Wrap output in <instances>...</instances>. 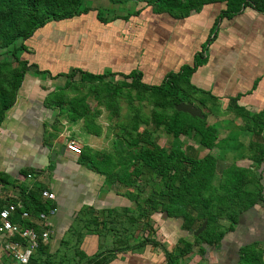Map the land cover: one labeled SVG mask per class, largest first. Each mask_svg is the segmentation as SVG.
<instances>
[{"label":"rangeland","instance_id":"1","mask_svg":"<svg viewBox=\"0 0 264 264\" xmlns=\"http://www.w3.org/2000/svg\"><path fill=\"white\" fill-rule=\"evenodd\" d=\"M16 1L17 4H14L15 8L13 7L11 19L6 18V12L0 8V52L5 51L7 41L10 39L15 46H19L21 43L25 46L18 58L14 57L11 52H7V55H0V85L4 88V93L7 96L6 103L10 104L5 115L10 109L11 112H23L22 115L32 119L30 122L32 130L39 127L41 123L42 128L48 129L49 125H46L48 122L52 121L53 125L58 126L61 124L60 119L68 118L75 103H79L84 107H81L84 111V117L81 118L83 122L91 121L96 125L99 124L102 130L99 138L94 139V145L100 153L112 155L116 161L129 157L130 148L124 141L130 137H137L136 133L138 132L140 137L147 138L148 141L155 142L164 148L181 146L186 154L194 157L201 158L208 154L216 157L215 172L217 174L220 173L222 167L231 163L238 167L251 168L256 175L263 170L264 155L261 154V151L264 150V127L259 133H254L251 124L245 123L233 109L227 106L226 99H213L208 96L206 91H199L198 87L196 88L194 85H192L194 88L183 87L180 91L181 97L201 109L206 123L217 128L216 144L209 149L199 143L194 129L174 136L168 123L177 103L173 104V101L168 103L164 97L153 91L131 87L128 84L130 79L124 80L117 74L121 71L128 72L137 67L142 70L145 82L159 84L165 71L164 67L160 68V66L164 62L165 56H169V52L175 50L166 49V47L175 45L177 36L183 38L188 29L194 32L192 36L181 42L180 47L195 46L194 40L198 47L200 44L205 46L210 31L216 35L208 44V48L210 49L214 41L219 40V32L224 29L226 24H229V21L222 18L218 20L217 24H214L213 18L224 7V3L205 4L201 9L190 10L187 16L183 17L182 13L178 11L173 13L155 12L156 6L153 2L155 0H90L87 2L93 8L99 6L108 8L107 16L126 15L132 11L138 12L130 15L127 20L118 18L102 24L96 19V11L90 10L86 14L71 19L49 21L38 28L29 38L22 39L17 31L24 30L27 12L32 8V4L26 0ZM162 43L166 46L165 48L162 47ZM180 47L178 49H183ZM260 53L264 54V49H261ZM169 58L170 60L172 58L171 61L174 65L167 68V71H176L181 64L192 62V55L184 60L178 54H175L174 57L169 56ZM25 61L28 65L35 64V66H29V71L19 85L17 94L14 95L11 83L14 82V74L22 68ZM80 68L91 72L113 74L106 76L102 82L81 81L78 72L72 77H68L69 75L57 76L58 72L69 74L72 69ZM37 69H45L49 73L44 75L32 73ZM66 83H68L67 86ZM115 88L120 90L118 95L112 93ZM262 109L264 106L257 110L254 108L253 111L258 112ZM158 113H165L167 118L162 125L155 122V115ZM44 115H47L48 119H44ZM89 133L92 134V132ZM62 139L59 140L55 150L43 160V167H45L38 168L40 170L39 178L32 177L34 176L33 169L36 170L34 167H32L33 169L28 167L29 170H25L27 171L25 180L20 185H16L13 178L0 177V205L2 198L7 196L12 199H22L24 190L27 188L24 186L30 184H34L36 187L43 186L41 181L55 180L58 184L60 183V180L57 179L59 170L71 171L72 168H69L66 162L67 160L74 162L77 159V156L71 155L62 157L60 154ZM67 139L75 140L81 149L88 144L92 145V136L87 137L84 142H78L75 137ZM259 159L262 161L260 162ZM84 169V167H77L73 171L75 177L79 176L83 179V174L77 173V171ZM86 171L89 172V177H92V171ZM262 180H264V171ZM137 185L146 196L154 197L160 187L159 177L153 174L148 180L138 181ZM16 186L18 187L16 188ZM68 186L74 188L70 189L71 192L78 191V193L85 188L86 197L85 194H78L77 204L87 203L90 197L92 199V182L89 181V178L83 185L76 181V184L69 183ZM110 188L115 191L120 189L119 193L133 192L134 189L133 185L125 187L114 181L111 184L105 182L102 191ZM243 188L253 194L257 192L258 184L253 178H247L243 181ZM55 190H58V187H55ZM196 215L194 212V222L199 220ZM220 219L222 218L218 219V226ZM177 222L182 224L183 220L179 219ZM153 227L154 234H156L154 224ZM219 228L224 229L225 227L220 225ZM261 254L263 255V251Z\"/></svg>","mask_w":264,"mask_h":264},{"label":"trees","instance_id":"2","mask_svg":"<svg viewBox=\"0 0 264 264\" xmlns=\"http://www.w3.org/2000/svg\"><path fill=\"white\" fill-rule=\"evenodd\" d=\"M26 1L32 4V8L27 12L24 30L17 31L22 39L29 38L38 28L49 21L71 19L86 14L90 10L96 11V19L102 24L118 18L127 20L130 15L138 12L132 11L126 15L107 16L108 8L103 6L93 8L87 2L90 0ZM153 2L156 6L155 12L173 13L178 11L182 13L183 17L187 16V13L192 9H201L205 4L222 2L224 7L215 16L214 24H217L218 20L222 18L230 20L243 13L247 8L257 13H264V0H155ZM14 4H17L16 0H0V8L6 12L8 19H11L13 7L15 8ZM215 35L216 33L213 34L210 31L206 38L207 44L201 45L200 49L193 54L192 62L182 64L176 71H168L159 84L145 82L143 72L137 67L128 72L117 74L124 80L130 79L128 84L131 87L153 91L164 97L168 103L173 101V104H176L188 101L181 97L180 91L183 87H187L186 89L193 87L190 77L206 63L208 44L215 38ZM6 47L5 51L0 52V55H7V52H11L14 57L18 58L19 53L25 49L22 43L15 46L12 39L7 41ZM23 64L22 68L14 74V82L11 83L14 95L17 94L19 85L29 71V66H35V64L28 65L26 61ZM76 72L79 73L80 80L85 82H102L106 76L113 74L91 72L80 68L72 69L69 74L58 72L57 76L69 75L68 77H72ZM32 73L44 75L49 71L37 69ZM259 79L260 77L254 79L252 86L247 91L226 97L227 106L233 109L245 123H250L254 133H259L264 127V109L258 112L251 111L245 105L240 104L239 99L241 96L251 94L256 89ZM67 84L65 85L67 86ZM206 92L208 93V91ZM112 93L118 95L119 88H115ZM6 102L7 96L4 93V88L0 85V124L5 117L6 110L10 107V104ZM81 107L83 105L75 103L68 118L72 121L83 118L84 111ZM155 118V122L160 125L164 124L167 119L165 113H158ZM84 123L89 132L99 134L100 127L98 125L91 121ZM168 125L173 130L174 136L194 129L201 145L211 149L216 144L217 128L212 124H207L205 118L193 117L174 107ZM136 135L137 137H130L124 141L130 148L129 157L126 159H117L118 161H116L114 156L100 153L89 146H84L77 156V163L103 176L104 183L111 184L117 181L119 185L125 187L133 185V192L126 191L125 195L134 201L136 206L95 208L93 205L83 204L74 213L73 221L68 228L69 237L62 241L64 245L79 255V260H76L75 256L73 257L72 264H104L103 260L98 259L104 253L120 249H133L135 246L148 243L156 245V241L151 237L155 233L154 220L151 215L156 211L165 212L167 216L183 220L182 227L187 230L195 231L205 222L204 230L195 237V242L200 244V248L204 250L202 243L212 245L219 242L226 231L233 229L241 212L253 205H264V191L261 183L264 166L260 174L256 175L251 168L238 167L231 163L217 174L215 172L216 157L212 155L208 154L201 158L194 157L186 154L181 146L164 148L155 142L148 141L147 138L140 137L138 132ZM261 154L264 155V150L261 151ZM259 161L261 162L262 159ZM26 172L23 174L26 175ZM153 174L159 177L160 187L154 197H149L141 191L137 182L141 179L148 180ZM0 177H3L2 172H0ZM247 178H253L258 184L257 192L251 194V191L243 188V181ZM43 188L45 187L35 186L24 190L25 193L21 199L24 210L36 214L47 211L55 205V203L41 199L40 190ZM7 204L8 202L4 205L1 203L0 209ZM19 212L13 216L14 221L21 225L28 224L27 220L19 219ZM194 212L199 218L198 221L196 220L197 222H194ZM219 218L229 221V225L225 229H220L217 225ZM86 234H96L107 239L103 249L91 257L79 250V244ZM71 261H69L70 264ZM237 264H264V259L255 244H248L240 248Z\"/></svg>","mask_w":264,"mask_h":264},{"label":"crops","instance_id":"3","mask_svg":"<svg viewBox=\"0 0 264 264\" xmlns=\"http://www.w3.org/2000/svg\"><path fill=\"white\" fill-rule=\"evenodd\" d=\"M227 21L229 24H226L224 29L219 32V40L214 41L210 49L208 48L206 63L191 75L190 82L196 88L198 87L199 91H208L209 97L224 100L226 97L247 91L252 86L254 79L260 77L256 89L251 94L241 96L239 99V103L245 105L249 110L253 111L254 108L257 110L264 106V54L260 53L261 49H264V13H257L247 8L243 13ZM193 34L194 32L188 29L183 38L176 35L175 45H167L169 47L163 43L161 45L166 49H175L169 52L170 57L178 54L182 60L187 59L190 55L193 58V54L199 50L201 44L198 47L194 40L195 46L180 47L181 42ZM178 47L184 50L178 49ZM169 56H165V60L160 66L165 69L163 76L168 72L166 69L174 65ZM22 113L11 112L10 109L6 113L0 129V172L7 179L13 178L16 185L22 184V181L25 180L20 174H23L28 167H30L29 169L36 168V170L33 169L34 176L32 177L35 179L40 177L39 169L45 167H43V160L55 150L61 138H63L62 142L68 140V137H75L78 142H84L87 137L92 136V145L88 144L87 146L98 150L94 145V139L99 138L101 128L99 134L93 132L90 134L85 129L81 118L72 121L65 117V119H60L62 125H53L51 121L46 124L49 125L48 129L42 128L41 123L39 127L32 130L30 128L32 119L26 118ZM43 118L48 119L47 115H44ZM97 125L99 126V124ZM61 155L62 157L78 156L66 149ZM69 161L67 160L66 163L72 170H59L57 176V179L60 180L59 184L55 180L41 181L43 186L47 187L46 189L56 194L57 210L52 218V231L48 241L37 248L27 264H70L69 261L74 258L79 260V255L64 245L62 241L69 237L68 228L73 221L74 213L83 205L77 204L78 194H85L86 197V193L84 192L85 188L80 193L78 191L71 192L70 189L74 188H70L69 183L76 184L77 181L83 185L89 178V181L92 182V199L90 197L89 201L84 204L93 205L95 208L136 206L135 202L125 195L126 191L119 193L120 189L115 191L111 188L102 191L103 176L92 171V177H89V172L86 171L89 169L78 164L77 159L74 162ZM81 166L85 169L77 171V173L83 174V179L79 176L76 178L73 173L77 167L82 168ZM227 166L229 165L222 167L220 172ZM30 174L32 175V173ZM261 183L264 191V180ZM24 187L30 188L35 185L30 184ZM55 187H58V190H55ZM9 201L22 202L18 198L12 199L8 196L2 198L3 205ZM151 217L156 228V234L151 237L156 241V245L148 243L135 246L133 249L115 250L104 253L98 259L103 260L104 264H237L240 248L248 244H255L260 251H263L264 259V205H253L241 212L233 229L226 231L219 242L212 245L202 243L204 250L200 248V244L195 242L196 235L191 233L192 230L183 228L182 224L177 222L179 218L167 216L165 212L160 211L153 212ZM220 225L226 228L229 221L224 218L220 219ZM106 240L96 234H86L79 244V250L91 257L103 249ZM0 264H18L3 251L2 237H0Z\"/></svg>","mask_w":264,"mask_h":264},{"label":"built area","instance_id":"4","mask_svg":"<svg viewBox=\"0 0 264 264\" xmlns=\"http://www.w3.org/2000/svg\"><path fill=\"white\" fill-rule=\"evenodd\" d=\"M65 149L75 155L81 152V147L73 140H66ZM20 175L25 178V175ZM40 197L44 201L52 203L56 201V194L46 188L40 190ZM56 210V205H54L47 211L31 214L23 209L22 202L9 201L0 209V237L3 238V251L14 262L27 264L37 248L48 241L52 231V218ZM17 212H19V219L27 220L28 224L21 225L14 221L13 216Z\"/></svg>","mask_w":264,"mask_h":264},{"label":"water","instance_id":"5","mask_svg":"<svg viewBox=\"0 0 264 264\" xmlns=\"http://www.w3.org/2000/svg\"><path fill=\"white\" fill-rule=\"evenodd\" d=\"M175 109L178 111L186 112L193 117H199V118L204 117L201 109L199 107L195 106L194 104H192L190 101H186V102L181 101V102L177 103L175 105ZM65 143H66V141H64L62 143V146L60 148V154H63L65 151ZM205 224L206 223L203 222L198 229H196L195 231H191V233H193V235H196V236L199 235L204 230ZM204 246H206V245H204Z\"/></svg>","mask_w":264,"mask_h":264}]
</instances>
